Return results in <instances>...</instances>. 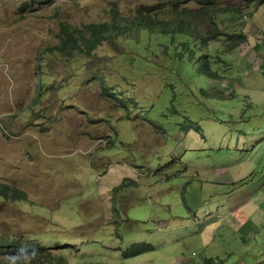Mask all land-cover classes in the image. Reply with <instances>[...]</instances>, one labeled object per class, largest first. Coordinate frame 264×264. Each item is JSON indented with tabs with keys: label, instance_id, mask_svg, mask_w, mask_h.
Masks as SVG:
<instances>
[{
	"label": "rangeland",
	"instance_id": "374dc122",
	"mask_svg": "<svg viewBox=\"0 0 264 264\" xmlns=\"http://www.w3.org/2000/svg\"><path fill=\"white\" fill-rule=\"evenodd\" d=\"M224 2L219 28L192 14L206 53L183 68L158 32L69 61L45 52L61 22L133 18L153 0H0V183L27 194L0 196V236L58 244L71 264H264V5L246 21L252 6ZM242 21L258 56L213 58Z\"/></svg>",
	"mask_w": 264,
	"mask_h": 264
},
{
	"label": "trees",
	"instance_id": "16d2710c",
	"mask_svg": "<svg viewBox=\"0 0 264 264\" xmlns=\"http://www.w3.org/2000/svg\"><path fill=\"white\" fill-rule=\"evenodd\" d=\"M259 3H264V0H258ZM175 2H172V4ZM162 6H151L145 8L148 10L146 15L137 14V17L128 18L121 15L112 16L108 20L98 23L82 24L80 27L71 26L69 23L61 22L58 34V43L48 48L45 52L56 53L67 61L81 54L90 56L93 52L101 46L104 42L112 41L113 39L120 38L122 36H128L131 32L136 33L140 31H147L150 34L145 35L148 40L151 35L154 34L158 38H165L166 41L172 42L178 38L177 41L183 39L179 46L185 50H191L193 54L194 47L202 45L204 42L203 37L196 35V30L190 23V17H188L186 9L178 10L177 4L172 6H166L162 11V17L165 19L158 21L156 26L153 25L152 19L149 13H154L158 18V9ZM202 18L206 16L199 14ZM216 33L209 35V39L216 38ZM207 38V39H208ZM180 39V40H179ZM130 41V39H126ZM148 46V44H147ZM156 47V46H155ZM184 50V51H185ZM173 60L176 56H172ZM130 63H133V59H129ZM138 66L145 65V63L136 62ZM174 64L171 62V65ZM185 62L182 63V67ZM184 68V67H183ZM205 64H201V70L206 71ZM207 76V75H206ZM98 82L101 88L106 92L109 89L106 81L102 78H98ZM40 85L43 83L40 82ZM113 96L115 99H120L118 95ZM110 97L109 95H107ZM124 107H130V101L119 100ZM121 187H116L114 191H118ZM13 199V201L27 200V194L22 190L12 188L11 186L0 184V196H6ZM59 245L44 246L38 242H24L14 238L2 237V243H0V253L3 254L0 257V264H71L62 255L59 254ZM142 248H145L142 246ZM151 249V248H150ZM54 251V252H53ZM101 264V263H100Z\"/></svg>",
	"mask_w": 264,
	"mask_h": 264
},
{
	"label": "clouds",
	"instance_id": "9594fccd",
	"mask_svg": "<svg viewBox=\"0 0 264 264\" xmlns=\"http://www.w3.org/2000/svg\"><path fill=\"white\" fill-rule=\"evenodd\" d=\"M180 1L181 0H153V3L150 4L149 8L151 6H159V7L162 6V8L158 9V12H160L158 18L156 17V15L154 13H149V16L152 19L153 25L156 26L158 24V21H160L161 16H164V15L161 14L162 11H163V9L166 6H172L174 8V4H177L178 10H180V9H186L187 14H188V17H190V20L192 19V14L196 15L197 13H199V14L202 13L206 17L211 18L213 20L212 23L217 28H219L220 25L224 22V19H222L221 16H225L227 18L228 14H231L230 12H226V13H223L220 17L217 16V13L220 12V11H222L225 8V2H224V0H183L184 1V6L183 7L181 6ZM236 1L239 2V6L235 7V10L233 11V13H238V14L243 13V16H244V11L249 6H252L253 7L251 9V11H250V15L248 17L245 16L246 17V21L249 19L250 16H252V14H253V12H254L255 9H257L258 7H261L262 5H264V3H259L258 0H236ZM172 2H175V3L172 4ZM222 2H224V3H222ZM190 3H193L195 5V9L197 7H199L200 8L199 12H196L195 9L190 10V8H189V4ZM139 12L141 14H143V15H146L148 13V10L147 11H143V12L137 11V14ZM236 18L237 17L235 15H232V16L230 15V17H229V19L231 21H235ZM164 19H165V17L164 18L162 17L161 20H164ZM246 21H242V24L241 25L234 26V29H236L238 31L237 32H234V34H229V40H228L227 46L223 47L221 52H219V50H217L216 53L213 55V58L216 59V54H219V53L229 54L231 52L238 53L239 56H253V55H257V52L255 50L256 49V46H251L250 43H249L248 36L244 34L245 33L244 32V24H245ZM59 28H60V24H59ZM221 31H223V29ZM158 34L159 33H157V35ZM216 35H217V37L220 36V34H218V33H216ZM158 38H161V37L158 36ZM216 38H214V39H209L208 38L207 40L208 41H213ZM163 39H165V38H163ZM177 40H178V38L174 39L173 40L174 43L177 42ZM182 41H183V39H181L179 41V44ZM198 46L199 45H197V46L194 47V51L195 52L193 54L191 53V50H190V52H188L191 55V57H189V58H185L184 57V54L187 53V52L184 51L185 50L184 48H181L179 46L181 48V51H180V53L178 55H176V57L180 58L184 62L191 61L192 60V57H193V58H195V60L192 61V62L196 64V63L199 62L200 58L202 57L203 52L206 53V51L198 50ZM136 62H138V61L136 59H133V63L135 64ZM219 64L220 63H218V62L215 61L216 67ZM186 66H190V65H188V63H187ZM209 69H210V71H212V70L213 71H216L215 69H212V68H209ZM204 73L207 75V77L210 80H215L216 81V77H220L219 74H218V71L214 75V78H212L209 74H207L206 71H204ZM220 78L223 79V77H220ZM107 91H110V94H107V93H109ZM107 91L105 93L107 95H109L110 97L115 96V95H112V94H114V92H117V93L120 94V91H114L112 89H108ZM120 95H119V98L121 99ZM129 101L131 103V100H129ZM129 101H127V102H129ZM0 184H2V183H0ZM2 185H7V184H2ZM120 185H124V182L122 184H120ZM7 186H9V185H7ZM119 186H117V187H119ZM23 201L24 202H27L26 199L25 200H18V202H23ZM116 205H117L116 204V201H114V205H113V208H112L113 209L112 210L113 212H116V208H117ZM2 237L3 236H0V243H2Z\"/></svg>",
	"mask_w": 264,
	"mask_h": 264
}]
</instances>
